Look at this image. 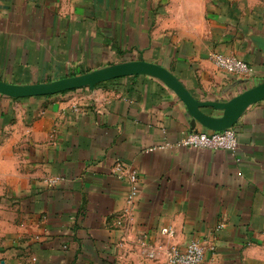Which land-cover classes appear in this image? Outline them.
Instances as JSON below:
<instances>
[{"label":"crops","instance_id":"crops-1","mask_svg":"<svg viewBox=\"0 0 264 264\" xmlns=\"http://www.w3.org/2000/svg\"><path fill=\"white\" fill-rule=\"evenodd\" d=\"M261 46L264 0H0V80L13 85L143 59L223 103L264 82ZM215 54L252 73L217 69ZM191 123L149 76L0 94V264H169L192 241L201 264H264V100L231 128L235 154L181 146L210 133Z\"/></svg>","mask_w":264,"mask_h":264},{"label":"water","instance_id":"water-1","mask_svg":"<svg viewBox=\"0 0 264 264\" xmlns=\"http://www.w3.org/2000/svg\"><path fill=\"white\" fill-rule=\"evenodd\" d=\"M261 47L264 50V46ZM133 76H149L164 83L185 105L192 118V127L195 129L200 125L209 132L231 129L249 107L264 100L263 82L228 102H202L196 99L168 69L143 59L45 84L13 85L0 80V94L14 99L53 96L84 88L93 90L100 84ZM208 108L221 111L222 115L220 117L207 115L204 110Z\"/></svg>","mask_w":264,"mask_h":264},{"label":"built area","instance_id":"built-area-1","mask_svg":"<svg viewBox=\"0 0 264 264\" xmlns=\"http://www.w3.org/2000/svg\"><path fill=\"white\" fill-rule=\"evenodd\" d=\"M212 60L217 69L231 75L246 76L252 73L251 66L236 57L215 54ZM181 146L194 150H223L235 154L239 149V142L236 132L233 129H227L222 132H192L181 141ZM129 178L133 185L129 195V201H132L137 194L136 173L132 172ZM49 183H54V181H49ZM204 256V248L197 241H192L183 251L172 250L168 257V263L201 264Z\"/></svg>","mask_w":264,"mask_h":264},{"label":"rangeland","instance_id":"rangeland-1","mask_svg":"<svg viewBox=\"0 0 264 264\" xmlns=\"http://www.w3.org/2000/svg\"><path fill=\"white\" fill-rule=\"evenodd\" d=\"M1 198H2V197H1V193H0V200H1ZM0 209H1V208H0Z\"/></svg>","mask_w":264,"mask_h":264}]
</instances>
